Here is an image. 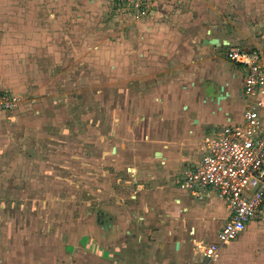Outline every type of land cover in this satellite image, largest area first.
I'll use <instances>...</instances> for the list:
<instances>
[{
	"label": "crops",
	"instance_id": "0c3cea01",
	"mask_svg": "<svg viewBox=\"0 0 264 264\" xmlns=\"http://www.w3.org/2000/svg\"><path fill=\"white\" fill-rule=\"evenodd\" d=\"M101 2L0 0V88L37 90L39 80L22 89L25 79L34 78L24 67L50 74L62 61L83 60L88 71L87 60L94 58L93 73H110L114 88L105 105L111 118L94 123L105 128L103 138L115 141L113 155L125 156L123 168L135 178L130 198L82 214L69 243H39L33 256L8 264H264V219L249 222L208 261L197 244L216 239L228 218L226 204L220 197L194 196L170 177L195 166L201 147L221 127L242 123L245 69L227 51L233 45L264 47V0H149V12L131 11L126 35L114 26L111 40L87 33L89 11L97 13ZM68 14L87 27L75 48L73 34L63 29Z\"/></svg>",
	"mask_w": 264,
	"mask_h": 264
},
{
	"label": "rangeland",
	"instance_id": "374dc122",
	"mask_svg": "<svg viewBox=\"0 0 264 264\" xmlns=\"http://www.w3.org/2000/svg\"><path fill=\"white\" fill-rule=\"evenodd\" d=\"M102 1L97 13L89 11L92 25L88 36L97 32L111 40L118 25L123 28L117 34L126 35L127 24L134 21L131 14L113 0ZM75 16L68 14L63 28L73 34L72 48L78 47L75 40L80 31L84 34L87 29L78 26L82 20ZM136 24V36H140L137 20ZM91 59L87 60L88 71L82 58L62 61L50 74L42 67L40 72L24 67L34 78L25 79L22 89L30 82L37 85L35 80H39L37 90L27 88L20 92L22 101L13 109H0V259H6L7 264L33 256L39 243H69L82 214L111 208L134 192L133 172L123 168L125 156L113 155L115 141L103 138L100 131L105 128L94 123L103 115L111 118L106 106L114 88L110 73H93L96 62ZM79 62L80 67L76 66ZM43 63L46 61L41 60L40 65ZM69 64L75 66L72 71ZM99 90L102 92L97 95ZM180 172H171V180L178 182Z\"/></svg>",
	"mask_w": 264,
	"mask_h": 264
},
{
	"label": "built area",
	"instance_id": "2783aa9c",
	"mask_svg": "<svg viewBox=\"0 0 264 264\" xmlns=\"http://www.w3.org/2000/svg\"><path fill=\"white\" fill-rule=\"evenodd\" d=\"M113 1L139 16L150 10L149 0ZM227 56L245 69L243 121L221 127L208 139L198 163L179 181L194 196H216L226 204L228 218L216 239L197 244L208 261L216 259L249 222L264 219V47L233 45ZM22 98L23 94L0 88V109H13Z\"/></svg>",
	"mask_w": 264,
	"mask_h": 264
},
{
	"label": "flooded vegetation",
	"instance_id": "af4514ba",
	"mask_svg": "<svg viewBox=\"0 0 264 264\" xmlns=\"http://www.w3.org/2000/svg\"><path fill=\"white\" fill-rule=\"evenodd\" d=\"M123 9H125V11H126L128 14H131V11H132V12H134V10H132V9H129L128 7H126V8H123ZM236 65H237V67H238V68H239V67H242L241 65H239V64H237V63H236ZM242 76H243V77H242V78H243V80H242V86H241V93H242V94H244V92H243V84H244V83H243V81H244V74H243V73H242Z\"/></svg>",
	"mask_w": 264,
	"mask_h": 264
}]
</instances>
